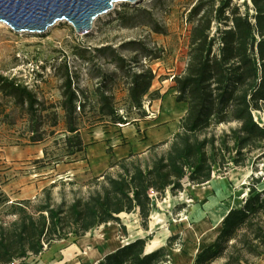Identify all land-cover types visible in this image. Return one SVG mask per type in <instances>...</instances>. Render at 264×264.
Listing matches in <instances>:
<instances>
[{
    "label": "trees",
    "instance_id": "16d2710c",
    "mask_svg": "<svg viewBox=\"0 0 264 264\" xmlns=\"http://www.w3.org/2000/svg\"><path fill=\"white\" fill-rule=\"evenodd\" d=\"M217 6V0H200L191 11L189 59L184 74L175 78L177 102L186 103L188 110L179 132L150 152L165 145L167 149L151 160L133 154L122 160L112 158L107 172L82 186L87 188L85 193L72 190V201L63 197L55 203L56 184L45 188L37 201L13 202L0 188V264H26L58 242L80 239L103 225L119 223L122 214L138 211L146 229L154 209L152 195L163 198L168 190L179 193L186 183L205 185L217 170L230 164L244 166L250 153L264 150V126L254 117V112H264V0L245 2L244 12L233 6L232 0H222ZM214 23L217 28L212 35ZM154 79L153 70L148 68L131 76L128 101L140 118L147 116L143 102ZM0 89L15 106L26 107L32 119L44 111L38 108L37 97L16 80L0 77ZM64 97L68 149L70 155H76L86 149L77 112L85 106L69 79ZM99 97L102 115L114 125L126 124L113 98L104 93ZM3 115L0 111V117ZM227 124L236 127L221 134L215 132L214 128ZM43 135L33 136L32 142L42 143ZM114 168L118 171L112 173ZM260 183L253 181L243 205L228 213L218 238L194 264L217 260H223V264H254L264 257V190H258ZM146 245L147 239L137 240L99 264L167 263L165 249L146 255Z\"/></svg>",
    "mask_w": 264,
    "mask_h": 264
},
{
    "label": "rangeland",
    "instance_id": "374dc122",
    "mask_svg": "<svg viewBox=\"0 0 264 264\" xmlns=\"http://www.w3.org/2000/svg\"><path fill=\"white\" fill-rule=\"evenodd\" d=\"M199 1L141 0L136 5L119 3L112 12L96 20L92 33L88 35H78L66 21L57 23L43 34L16 33L6 24H0V77L14 79L27 86L37 97L38 108L44 110L32 119L26 113V107L15 106L0 89V111L4 114L0 117V188L9 200L37 201L43 190L53 184H56L53 190L56 204L63 197L72 201L73 189L80 195L87 191L82 186L94 178L88 167L85 174L72 181L60 179L65 165L87 160L84 152L70 155L71 149H68L70 134L63 108L68 79L80 104L85 106V109L77 108L83 142L99 140L104 135L117 138L122 129L133 127L140 119V113L136 109L131 110L128 101V88L134 73L143 68L151 69L155 75L153 85L165 83L167 86L184 74L193 27L190 14ZM221 1L217 0V8ZM245 2L250 3V0H232V5L244 12ZM216 28L214 23L212 35L216 33ZM103 93L113 98L115 109L126 124L114 125L102 115L99 96ZM144 101L151 102L150 112L155 116L152 101ZM254 117L264 126V112L256 111ZM235 127L236 124H227L214 129L221 134ZM37 128L39 132L33 133L32 129ZM41 134H44V141L33 143L32 137ZM126 135H130L128 131ZM166 149V145L160 147L142 159L151 160ZM44 151L47 152L46 157ZM111 153V150H106L108 157ZM117 171V168L111 170L112 173ZM254 180H260L258 190H264V150L250 153L244 166L230 164L217 170L210 184L186 183L179 193L173 194L168 190L163 198L152 195L154 209L149 224L152 223L155 233L150 230L146 233L142 220L134 213L122 216L119 224H128L131 231L141 234L147 243L149 237L155 239L159 232L166 230L174 246L172 250L180 251L182 239L175 237V226L179 231L190 229L196 224L193 213L203 211L205 221L213 230L214 215L205 210L211 197L222 193L219 204L224 207L237 193L240 199L236 208H240ZM70 182H77L78 185L70 186ZM212 184H216L218 189L205 193V189ZM154 215L163 223L155 222ZM10 220L12 217H8ZM202 232L205 236L209 234L208 230ZM75 239L71 237L64 241ZM31 259L25 263L34 264ZM223 262L217 260L212 264ZM166 264H170L169 260Z\"/></svg>",
    "mask_w": 264,
    "mask_h": 264
},
{
    "label": "crops",
    "instance_id": "0c3cea01",
    "mask_svg": "<svg viewBox=\"0 0 264 264\" xmlns=\"http://www.w3.org/2000/svg\"><path fill=\"white\" fill-rule=\"evenodd\" d=\"M155 94L159 95L158 98L153 97ZM176 97L175 82H169L168 86L165 83L153 85L145 97L146 100L152 101V110L156 112L153 119L150 120L147 117L138 119L133 127L122 129L116 135L117 138L113 135H104L99 140L85 141L84 157H87L86 162L80 161L65 165V170L61 171L60 179L72 181L75 177L85 174L86 167L93 177H99L110 169L112 158L122 160L131 154L144 156L150 152L151 148L170 141L179 132L180 122L188 110V105L178 103ZM126 131L130 134L129 136L126 135ZM107 149L112 151L109 157L106 154ZM202 212L193 213L196 224L190 226V229L179 231L175 226V237L182 239L180 251H173L174 246H169L170 239L169 236L166 237L165 243L160 249L167 251L170 264H194L196 257L218 238L222 224L220 228L214 225L215 228L211 230L210 224L205 221L204 212L202 218L197 219ZM134 214H136V218L141 219L138 211ZM122 216H129V214H122L120 219ZM121 226L119 223L103 225L80 239L58 242L38 258L31 260L34 264H99L107 256L124 246L145 239L141 234L131 231L128 224H123L124 229ZM153 228L152 223H148V227L144 228V231L147 233L150 230L155 233L152 231ZM202 230H208L209 234L203 235ZM151 240L153 239H150L149 243ZM149 243L145 248L146 255ZM254 264H264V257Z\"/></svg>",
    "mask_w": 264,
    "mask_h": 264
},
{
    "label": "water",
    "instance_id": "95a60500",
    "mask_svg": "<svg viewBox=\"0 0 264 264\" xmlns=\"http://www.w3.org/2000/svg\"><path fill=\"white\" fill-rule=\"evenodd\" d=\"M251 1V0H250ZM141 0H0V23L16 33H46L66 21L78 35L92 33L96 20L119 3L136 5ZM262 191V190H260Z\"/></svg>",
    "mask_w": 264,
    "mask_h": 264
},
{
    "label": "bare ground",
    "instance_id": "6f19581e",
    "mask_svg": "<svg viewBox=\"0 0 264 264\" xmlns=\"http://www.w3.org/2000/svg\"><path fill=\"white\" fill-rule=\"evenodd\" d=\"M0 24H3V23H0ZM261 187H263V185ZM213 189L215 190L218 189V186L216 184H212V186L207 187V189H205V192H209L210 190H213ZM233 196L234 198L226 206L222 207V205L219 204V199L222 197V193L218 192L217 196L211 197L210 201L206 204L205 210L213 213L214 215L213 219H214L215 227L220 228L221 224L223 223L228 213L232 209L236 208L237 202L239 201L240 198L237 195V193H234ZM202 216H203V212L201 213L200 217H198L197 219L202 218ZM153 219L155 220V222L159 224L163 223V221H161L156 215L153 216ZM167 233L168 232L164 230L163 232L159 233L158 237L151 240V242L149 243L146 249V253L152 254L153 252L159 250L165 243Z\"/></svg>",
    "mask_w": 264,
    "mask_h": 264
},
{
    "label": "built area",
    "instance_id": "2783aa9c",
    "mask_svg": "<svg viewBox=\"0 0 264 264\" xmlns=\"http://www.w3.org/2000/svg\"><path fill=\"white\" fill-rule=\"evenodd\" d=\"M173 79H174V77H173ZM150 106H151V102L150 101H144V103H143V110H145V112L147 113V114H149V116L147 117V118H152L153 117V113H151L150 112Z\"/></svg>",
    "mask_w": 264,
    "mask_h": 264
}]
</instances>
